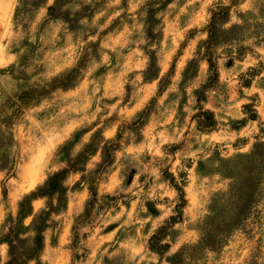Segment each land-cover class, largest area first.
I'll list each match as a JSON object with an SVG mask.
<instances>
[{
	"label": "rangeland",
	"instance_id": "obj_1",
	"mask_svg": "<svg viewBox=\"0 0 264 264\" xmlns=\"http://www.w3.org/2000/svg\"><path fill=\"white\" fill-rule=\"evenodd\" d=\"M8 242L264 264V0H0V264Z\"/></svg>",
	"mask_w": 264,
	"mask_h": 264
},
{
	"label": "trees",
	"instance_id": "obj_2",
	"mask_svg": "<svg viewBox=\"0 0 264 264\" xmlns=\"http://www.w3.org/2000/svg\"><path fill=\"white\" fill-rule=\"evenodd\" d=\"M222 16H223V14H215L213 16V19L211 20V22L209 24V34H210V39H209V42H208L209 44H212L216 40V35H217L216 18L218 19V18H221ZM210 66L212 67V64L211 63H210ZM212 123H213V121H212ZM209 126H212V124H209ZM63 174L64 173L61 172V173H57V174L52 175L49 178V183L47 184L48 185L47 189L44 190L43 188H39L37 190V192H38L37 194L43 196V195H46V194L51 195L53 193L58 192L60 190V187H61L59 185V183H58V180H59L58 178L60 176H62ZM27 200H29V196L26 197L25 201H27ZM45 214H46V212L43 211V212H41V215L40 216H43ZM40 216H39V218H40ZM38 230L41 233V229L38 228ZM13 233L14 232H11V234L8 235L6 238H8L9 240H11L13 238V236H14ZM154 239H155V242L153 244H151V248L156 249V250L162 249L163 248V245H161L159 243V236L158 237H155ZM13 243L14 242H8V244L10 246V249H11V252L9 253V256H10V258L13 257L12 262L10 264H19L20 262H19L17 256L14 253L15 247L13 246ZM35 244L37 246H39L41 244V238L39 236V233L37 234V236L35 238ZM35 251H36V248H34L32 251H30V252H32L30 254V257L34 255L33 253H35Z\"/></svg>",
	"mask_w": 264,
	"mask_h": 264
}]
</instances>
